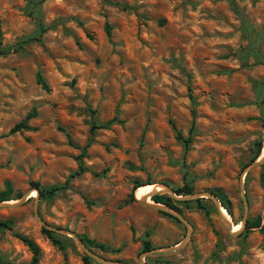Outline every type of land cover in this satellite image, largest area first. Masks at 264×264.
<instances>
[{"label":"rangeland","instance_id":"374dc122","mask_svg":"<svg viewBox=\"0 0 264 264\" xmlns=\"http://www.w3.org/2000/svg\"><path fill=\"white\" fill-rule=\"evenodd\" d=\"M38 18L45 31L22 42L39 34ZM4 48L0 192L6 182L11 192L0 219L12 227L0 229V264L30 263L16 233L37 243L38 264H88L74 238L54 231L59 248L43 232L35 191L18 202L32 182L63 184L80 160L85 171L53 196H39L38 213L102 243L89 248L107 259L141 264L146 238L153 248L184 239L182 222L141 200L149 184L222 192L240 224V177L257 143L259 155L264 147V0H44L33 16L27 0H0ZM32 109L29 127L11 132ZM263 163L243 178L247 220L259 225L234 236L210 199L201 200L206 214L199 198L160 193L176 200L191 233L183 247L148 253L145 263L264 264Z\"/></svg>","mask_w":264,"mask_h":264},{"label":"trees","instance_id":"16d2710c","mask_svg":"<svg viewBox=\"0 0 264 264\" xmlns=\"http://www.w3.org/2000/svg\"><path fill=\"white\" fill-rule=\"evenodd\" d=\"M44 0H27L28 4H29V13L31 16L35 15V12L38 8V6L43 2ZM36 18V17H35ZM38 31L39 34L36 37H30V38H26L24 40H22V42H30L34 39H37L39 37V35L45 31L46 26L43 25L42 21L38 18ZM109 25L106 26V30L107 32H109ZM7 49H0V51L2 52H6ZM36 82L38 84H40V86L44 89V90H48V85L45 82V80L43 79L41 73L37 72L36 74ZM35 109H32L29 113L26 114V116L24 117V119L20 120L19 122H17L16 124H14V126L11 128V132H15V131H19L21 129H27L29 127L28 125V119L33 117L35 115ZM109 122H112L109 121ZM97 125H95L94 123L91 126V129L93 130V128H95ZM177 138L181 139L184 144H188L189 143V138H184L183 135L181 133H177ZM258 147L256 150L255 155L251 158V161L256 159L260 153L261 150V143L258 142L257 143ZM83 154L80 153L79 156L81 157ZM264 164V163H263ZM85 171V167L83 166L82 160L79 161V166H78V170L76 172H73L72 174H70L69 178L65 180V182L61 185H53L50 187H41L39 185V183L37 182H32L31 186L35 187L38 190L39 196H53L57 191L66 188L69 185V180L70 178H73L74 176L80 174L81 172ZM140 185L142 184H136L134 186V190H135V195H136V190L140 187ZM11 192V185L9 182H6L5 185V189L3 191L0 192V201H4V200H8L9 199V194ZM174 192L176 194H190L192 193V187L189 186L188 184H184L182 187L176 188L174 189ZM216 197L218 198V200L220 201V203L222 204V206L226 209V211L228 212V214L231 215V210L227 204V198L226 196L222 193V192H216L215 193ZM137 197V196H136ZM131 198L134 199L133 197V193L131 195ZM151 199L154 202L157 203H161V204H166L174 209L179 210L176 205H175V201L173 198H171L168 195L165 194H153L151 195ZM202 198L197 199L195 202L197 204V206L199 208H201L202 210H204V212L206 214L209 213V208L206 204L201 202ZM259 219L256 220L255 222H250L249 220H247L246 222V227L245 228H249L252 227L254 225H259ZM254 224V225H253ZM12 227V222L11 220L7 219V220H1L0 219V229L2 228H8L11 229ZM43 232L46 234V236L52 241L53 244L58 245L59 248H63L64 247V243L56 236V233L53 230L47 229L45 227L42 228ZM32 252V256H31V260L29 264H38L39 262V257H40V248L37 245V243L30 238L29 236L22 234V233H16L15 234ZM146 236H149V232H146ZM84 243L88 246V247H96L99 249H104L105 246L102 243H98L95 242L93 239H90L88 237H83L82 238ZM153 246L151 244V241L149 239H145L143 241V249L145 250H150L152 249ZM84 259L86 261V263L90 264V256H88L87 254H85Z\"/></svg>","mask_w":264,"mask_h":264},{"label":"water","instance_id":"95a60500","mask_svg":"<svg viewBox=\"0 0 264 264\" xmlns=\"http://www.w3.org/2000/svg\"><path fill=\"white\" fill-rule=\"evenodd\" d=\"M264 161V147H263V151L262 153L253 161H251L250 163H248L245 167H244V171L243 173L241 174V177H240V190H241V194H242V201H243V204H244V213H243V218L240 222V228L238 230H233V226H232V223L230 222H227V220L225 219V217L219 212V210L217 209V206L218 205H221L222 204L220 203V201L218 200V198L216 197L215 193L212 192V191H206V192H194V193H191L187 196H178L174 190L170 187H167L164 185L163 189L161 190H156V191H153L151 192L148 196L150 195H153V194H156V193H169L171 194L174 198L176 199H196V198H208L210 199L213 203H214V206L216 207V210L218 211L220 217L222 218V220L226 223L228 229H229V233L231 235H238L244 228H245V224H246V221H247V212H248V202H247V197H246V192H245V189H244V181H243V178H244V175L245 173L248 171V169H250L252 166L256 165V164H262ZM32 191H35L36 192V196H35V202H34V207H33V210H34V214L36 216V218L38 219V221L42 224L43 227L47 228V229H50V230H53L57 233H61L63 235H67L69 237H72L74 238L78 243L79 245L81 246V248L83 249V251L88 255L90 256L91 258H93L94 260L98 261L99 263H102V264H125L121 261H118V260H111V259H107L101 255H98L97 253H95L94 251H92L83 241L82 237H80L79 235H77L75 232H72L68 229H64V228H60V227H55V226H51V225H48L47 223H45L41 218H40V215L38 213V201H39V193H38V190L35 188V187H32L18 202L22 203L24 201H26V199L28 198V196L30 195V193ZM141 200H143L144 202H147L145 197L142 198ZM149 203V202H147ZM2 204V201H0V205ZM153 206H155L156 208L158 209H161L163 211H167L169 212L171 215H173L178 221L182 222L184 224V226L186 227V234H185V237L184 239L179 242V243H176L175 245H168L164 248H153V249H150V250H146L144 251L141 255H140V261H141V264H146L145 263V255L148 254V253H156V252H160L162 250H167V251H170V250H177L181 247H183L186 242L189 240V236H190V233H191V225L190 223L183 217V215L177 211L176 209L166 205V204H156L155 202H151L149 203Z\"/></svg>","mask_w":264,"mask_h":264},{"label":"bare ground","instance_id":"6f19581e","mask_svg":"<svg viewBox=\"0 0 264 264\" xmlns=\"http://www.w3.org/2000/svg\"><path fill=\"white\" fill-rule=\"evenodd\" d=\"M159 184V183H158ZM158 184H149V185H152V186H146L145 188H143L142 189V191H140L141 192V196L144 198L145 197V199H146V201H148V202H152L151 200H147V199H149L148 198V195L151 193V192H153V191H156V190H161V189H163V187H164V185H158ZM143 187V186H142ZM147 197V198H146ZM154 202V201H153ZM156 204H160V203H157V202H155ZM218 207V209L220 208V210L219 211H221L220 213L225 217V219L227 220V222H230V223H232V221H231V218H230V216H229V214H228V212L226 211V209L223 207V206H221V205H218L217 206ZM232 226H233V230H238L239 228H240V224H238V225H234L233 223H232Z\"/></svg>","mask_w":264,"mask_h":264}]
</instances>
